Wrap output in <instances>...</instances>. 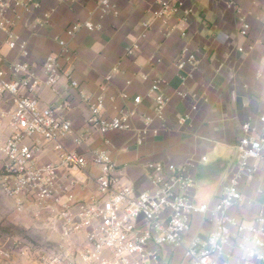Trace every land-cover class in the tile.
<instances>
[{
  "label": "crops",
  "instance_id": "crops-1",
  "mask_svg": "<svg viewBox=\"0 0 264 264\" xmlns=\"http://www.w3.org/2000/svg\"><path fill=\"white\" fill-rule=\"evenodd\" d=\"M33 1L38 8L20 13L13 29L17 42L25 45L26 55L18 48L10 50L5 34L0 32V68L11 62H25L40 77L44 59L59 50L56 40L68 42L74 54L68 68L78 87L71 88L61 79L56 94L48 88L36 91L39 108L62 101L71 104V110L61 111L71 123V135L63 140L64 146L87 159L95 149L106 150L116 165L120 184L135 193L151 188L147 164L184 166L194 178V195L201 194L197 202L212 206L234 167L241 123L248 116L264 112V0H182L184 7L192 10L186 23L187 36H180L175 20L179 13L166 24L153 22L143 39L141 23L150 17L160 0H109L115 14L108 13L101 20L98 0ZM239 18L249 25L244 37L239 35ZM87 20L100 28L92 32L81 29L72 39H66L64 30L68 25ZM169 27L175 29L168 33ZM133 43L138 44V49L128 56L126 49ZM183 50L197 51L199 63L179 73L174 64ZM112 68L116 71L112 72ZM187 74L182 83L179 77ZM107 75L111 79L105 82ZM154 79L163 80L161 92L168 99L162 120L154 116L153 102L147 97ZM121 92L127 95L126 99L120 97ZM99 95L103 97L106 118L119 111L134 112L129 131L104 135L91 131L87 125L88 107L81 96ZM136 96L140 103L134 107L132 98ZM180 119L184 121L180 123ZM143 128L147 133L137 144ZM87 135L83 144L74 143V138ZM202 157L204 162L199 161ZM52 159L47 154L42 160ZM189 163L194 166L189 167ZM86 173L93 178L98 169L89 164ZM72 174L81 178L76 188L80 198L90 196L94 192L92 180L81 173ZM239 190L242 198L228 214L239 222H247L264 209V163ZM11 208L25 229L41 232L30 215L16 214L13 204ZM211 228L208 216L197 215L187 238L204 239ZM160 251L165 264H181L180 249L162 247ZM239 256L234 251L229 264H238Z\"/></svg>",
  "mask_w": 264,
  "mask_h": 264
},
{
  "label": "built area",
  "instance_id": "built-area-1",
  "mask_svg": "<svg viewBox=\"0 0 264 264\" xmlns=\"http://www.w3.org/2000/svg\"><path fill=\"white\" fill-rule=\"evenodd\" d=\"M37 8L33 0H0V32L5 34L10 50L18 48L26 55L25 45L17 42L13 29L20 13ZM97 10L100 20L108 13L115 14L109 0H98ZM179 13L175 20L180 36L185 38L192 10L185 8L182 0H160L141 23L140 38H145L153 22L166 24ZM239 24V35L244 37L249 25L243 18H239ZM99 28L89 20L75 22L65 28L64 35L69 40L81 29L92 32ZM173 29L169 27L168 33ZM56 43L59 50L44 59L40 77L25 62H11L0 68V192L12 202L16 214L30 215L53 247L50 254L40 255L31 252L21 240H14L8 248L0 246V258L8 259L13 254L27 258L31 252L38 256L35 264H165L160 248L169 247L182 251L181 264H229L234 251L240 253L238 264H264V209L247 222L228 214L242 198L240 186L248 183L264 163V112L248 116L241 123L234 167L212 206L195 202L193 176L186 167L170 163L147 164L151 188L135 193L120 184L116 165L106 150L95 149L87 159L64 146L63 140L71 135V123L61 111L71 110L68 101L39 108L38 89L48 88L56 94L61 79L71 88L78 87L68 68L74 54L65 39H57ZM137 49L138 44L133 43L126 55L131 56ZM198 63L197 51L183 50L174 66L184 73ZM188 76L179 78L184 83ZM110 79L107 75L105 82ZM163 84L162 79H154L147 90L159 120L168 102L161 92ZM120 97L126 99L127 95L121 92ZM81 99L88 107L87 125L91 131L104 135L131 129L133 111H119L106 118L101 95ZM139 103V96L132 98L134 107ZM183 121L180 119V123ZM146 133L145 128L139 131L137 144ZM87 139L88 135L73 141L79 146ZM47 154L53 159L43 161ZM89 164L98 169L93 178L86 173ZM72 172L92 180L94 192L90 196L80 198L76 193L81 178ZM197 215L208 216L212 228L204 239L187 238Z\"/></svg>",
  "mask_w": 264,
  "mask_h": 264
},
{
  "label": "rangeland",
  "instance_id": "rangeland-1",
  "mask_svg": "<svg viewBox=\"0 0 264 264\" xmlns=\"http://www.w3.org/2000/svg\"><path fill=\"white\" fill-rule=\"evenodd\" d=\"M200 197L199 193L195 195L196 203ZM11 207L12 202L0 192V246L8 248L14 240H21L31 252L50 254L53 247L50 239L39 231L25 229L18 217L13 215ZM31 252L27 258L14 254L8 259L0 258V264H35L38 262V256Z\"/></svg>",
  "mask_w": 264,
  "mask_h": 264
}]
</instances>
